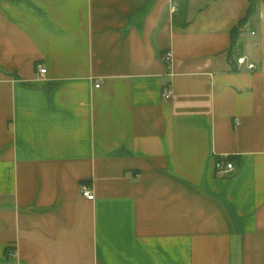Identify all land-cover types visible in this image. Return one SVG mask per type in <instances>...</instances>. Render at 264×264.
Listing matches in <instances>:
<instances>
[{
	"label": "crops",
	"instance_id": "obj_1",
	"mask_svg": "<svg viewBox=\"0 0 264 264\" xmlns=\"http://www.w3.org/2000/svg\"><path fill=\"white\" fill-rule=\"evenodd\" d=\"M259 2L0 0V264H264Z\"/></svg>",
	"mask_w": 264,
	"mask_h": 264
},
{
	"label": "built area",
	"instance_id": "obj_2",
	"mask_svg": "<svg viewBox=\"0 0 264 264\" xmlns=\"http://www.w3.org/2000/svg\"><path fill=\"white\" fill-rule=\"evenodd\" d=\"M172 59V53L170 51L166 52L163 55V60L166 63H169ZM238 65L240 66H246L250 70L256 69V65L252 62H248L245 60L243 56H240L236 59ZM37 73L39 76H44L46 73V67L42 66L41 64H37ZM99 85H96L98 87ZM161 98L163 100H169L173 97V91L171 89L170 83H163L161 85ZM238 123V121H237ZM215 169L216 172L218 173H232L235 170V164L230 161L228 156H220V158H217L215 160ZM79 193L82 195L84 198H86L88 201H92L95 198V194H93V190L91 186L87 183H81L79 186Z\"/></svg>",
	"mask_w": 264,
	"mask_h": 264
},
{
	"label": "trees",
	"instance_id": "obj_3",
	"mask_svg": "<svg viewBox=\"0 0 264 264\" xmlns=\"http://www.w3.org/2000/svg\"><path fill=\"white\" fill-rule=\"evenodd\" d=\"M248 1V8L244 18L239 20L236 25H234L230 30V44H229V55H234L235 57H239L241 53V43L239 39L244 33L245 29L251 27L254 19L256 18L259 10L260 0H247ZM264 1V0H261ZM237 59V58H236Z\"/></svg>",
	"mask_w": 264,
	"mask_h": 264
}]
</instances>
